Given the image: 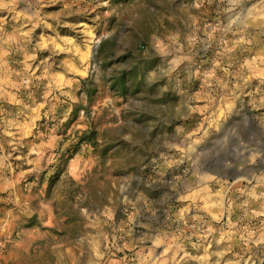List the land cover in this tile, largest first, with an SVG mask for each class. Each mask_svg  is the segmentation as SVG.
I'll list each match as a JSON object with an SVG mask.
<instances>
[{
	"label": "rangeland",
	"instance_id": "obj_1",
	"mask_svg": "<svg viewBox=\"0 0 264 264\" xmlns=\"http://www.w3.org/2000/svg\"><path fill=\"white\" fill-rule=\"evenodd\" d=\"M22 7L25 33L13 56L23 62L10 68L8 87L26 107L38 106L39 131L58 140L50 244L72 248L78 264H133L131 244L113 239V226L106 241L85 223L111 205L126 220L129 182L132 200L156 199L177 185L178 205L199 189L190 212L198 216L175 227L198 240L200 257L190 264H264L255 232L256 221L264 222V178L193 184L187 165L168 175L167 164L155 169L152 161L168 160L177 144L187 153L193 142L194 154L206 157L237 128L264 125V0H23ZM208 104L216 116L191 115ZM191 122L205 123L193 130ZM71 159L76 171L87 168L83 184L59 179Z\"/></svg>",
	"mask_w": 264,
	"mask_h": 264
},
{
	"label": "crops",
	"instance_id": "obj_2",
	"mask_svg": "<svg viewBox=\"0 0 264 264\" xmlns=\"http://www.w3.org/2000/svg\"><path fill=\"white\" fill-rule=\"evenodd\" d=\"M22 3L23 0H0V214L5 213L0 217V264H78L81 257L77 260L72 248L63 246L60 251L59 245H51L49 241V229L55 226L56 218V200L50 197L53 189L50 191L49 179L54 171L50 167V159L58 140L53 132L45 133L48 129L39 131L36 123L40 113L38 106L26 107L23 96L8 87L14 82L10 68L18 61L23 62L13 56L25 33ZM31 33L32 30H26V34ZM26 50L32 52L33 48ZM215 108V104L193 107L191 115L201 112L208 120L212 114L216 116ZM194 125L191 122L189 127L198 129L199 125ZM236 130L238 134L223 144L214 143V149L218 151L206 157L194 154V142L187 148V153H180L184 145L177 144L168 160L166 156L152 159L155 169L167 164L164 169L171 175L174 170L180 171L187 165V174L195 176L193 184L198 179L208 178L227 181L231 185L246 177H255L258 184L264 178V125L257 122L250 125V129ZM9 145L13 154L8 152ZM188 146L189 143L186 144ZM77 164L75 159L69 160L59 179L83 184L82 178L88 171L86 166L76 171ZM214 182L207 181L201 188H208ZM127 187L126 203L130 215L126 220L117 218V208L111 205L100 208L97 218L90 220V224L85 223V227L94 226L97 228L95 237L107 241L105 228L113 226V239L119 236L131 244L133 264H190L191 260H198V240L193 235L176 232L182 227V221L198 216L190 212L198 207L194 199L199 189L188 192L189 203L178 205L174 203L179 200L177 185L169 192H160L157 188L156 199L140 195L134 200L135 188L131 182ZM82 210L85 212L87 209ZM41 212H44L43 216ZM263 223L260 219L255 224L257 243L264 240ZM15 230L19 231L17 240L12 239ZM109 260L113 264L125 262L124 259ZM84 264H87L86 259Z\"/></svg>",
	"mask_w": 264,
	"mask_h": 264
},
{
	"label": "trees",
	"instance_id": "obj_3",
	"mask_svg": "<svg viewBox=\"0 0 264 264\" xmlns=\"http://www.w3.org/2000/svg\"><path fill=\"white\" fill-rule=\"evenodd\" d=\"M96 90L94 89V90H92V92H95Z\"/></svg>",
	"mask_w": 264,
	"mask_h": 264
}]
</instances>
